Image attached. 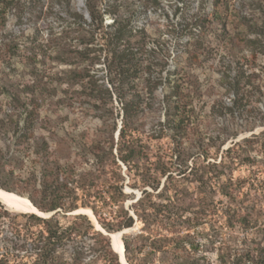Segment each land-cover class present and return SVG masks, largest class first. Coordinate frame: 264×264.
Masks as SVG:
<instances>
[{
  "label": "trees",
  "instance_id": "16d2710c",
  "mask_svg": "<svg viewBox=\"0 0 264 264\" xmlns=\"http://www.w3.org/2000/svg\"><path fill=\"white\" fill-rule=\"evenodd\" d=\"M144 1L146 7L157 3ZM224 1L213 0L212 10L205 12L200 6L190 16L186 24L189 39L183 46L178 45L172 57L177 69L171 74L167 71L163 77L153 75L161 69L163 58L158 56L157 46L151 45L146 30L133 23L136 8H130L129 16L113 18L111 24L103 25L93 0L86 2L89 19L72 11L69 0L63 1L61 6L70 20L68 30L57 36L51 32L48 38L32 46V50L48 52L52 61L70 64L73 61L66 58L71 56L81 63L102 58L108 86L98 83L99 79L89 74L88 69L83 77L81 72V79H88L80 84L88 89L92 108L101 117L112 114L109 110L113 100L119 105L120 126L113 122L110 130L104 128L100 136L85 141L80 157L73 155L71 146L63 140L52 144L37 125L38 103L13 97L0 79V96L9 99L5 104L10 107L4 111L5 104L0 99V141L3 142L0 143V188L26 193L40 211H55L48 217L28 215L32 222L46 225L47 243L66 233L84 234L85 231L72 225L62 228L57 216L59 212L87 207L107 233L130 228L136 219L140 221L138 231L121 235L127 264H264L261 240L264 237L248 232L251 209L257 205L256 199L262 191L258 186H263L264 192V175L259 170L243 178L233 175L238 164L246 161L252 166L255 161L256 157L246 147L248 144L260 142L264 155V132L252 133L222 148L228 135L235 137L239 131L264 125V109L252 106L253 97L257 99L262 93L261 86L255 82L254 75L243 69L227 77L224 83L233 96L231 103L226 105L223 98L214 99L209 115L218 126L216 118L229 111L232 118H241L242 127L240 130L229 127L232 124L226 118L218 127L197 130L194 136L190 125L195 123L196 103L204 102L205 88L190 72L179 68L182 58L190 63L202 62L205 52L201 41L211 21H216L222 30L227 29L225 18L227 11L231 12ZM18 3L20 0H0V28L5 27L9 11ZM256 7L263 13L260 21L244 19L237 13L239 26L251 27L254 37L249 42L254 43L258 36H264V4ZM71 32L79 33L77 44L82 47L71 45L65 49ZM21 43L12 38L3 44L2 50L15 55ZM29 53L32 62L38 61L37 53ZM165 82L168 93L157 95L156 89ZM106 105L110 107L105 108ZM161 106L162 118L158 112ZM164 137L167 143L159 142ZM155 142L159 144L152 150ZM217 153H220L218 159ZM190 157H193L191 164ZM210 157L213 159L209 160ZM126 178L130 187L140 190L139 197L130 205L132 214L123 206L126 198L134 197L124 192ZM192 182L199 190L197 194L188 193V183ZM248 186L249 193L244 191ZM216 194L226 201L220 213L223 218L215 207ZM34 195L41 197L40 202H36ZM208 211L216 214L215 221H221L220 224L207 222ZM70 222H86L92 228L90 218L82 213L75 214ZM205 223L209 225L203 227ZM235 226L244 231L238 239L230 234ZM90 236L95 259L103 264H120L108 235L95 230ZM42 260V264H84L82 257L54 263L45 255Z\"/></svg>",
  "mask_w": 264,
  "mask_h": 264
},
{
  "label": "rangeland",
  "instance_id": "374dc122",
  "mask_svg": "<svg viewBox=\"0 0 264 264\" xmlns=\"http://www.w3.org/2000/svg\"><path fill=\"white\" fill-rule=\"evenodd\" d=\"M23 1L25 5L22 4ZM63 1L20 0V3L11 8L5 27L0 28V79L5 83L13 97L20 98L21 101L38 103L40 114L37 125L51 139L52 144L63 140L71 146L73 155L80 157L83 154L81 146L85 141L100 136L99 133H102L104 128L110 130L113 122L116 123L117 127L120 126V116H117L119 105L113 100V107L109 110L110 112L112 110V114L101 117L100 112L92 108L90 97L87 95L88 89L80 84L81 81L85 82L88 79H81L84 76L83 74L86 73V69H88L89 74L99 79L98 83L108 86L104 76L105 69L102 58L93 63L90 60L81 63L71 56L66 58L71 62L73 61L70 64L52 61V57L48 52L42 53L32 50V46L48 38L51 32L54 33V36H57L62 31L68 30L66 26H69L70 20L65 16L66 9L61 6L64 4ZM226 1L229 12H231L228 13L227 11V17L225 18L227 29L222 30L216 21L210 22L209 29L201 41L205 52L202 62L200 64L190 63L183 58L179 62V68L190 72L205 88L204 102L198 101L196 103L195 123L190 125V133L194 136L197 130L203 132L212 127H218L225 123L226 118L227 121L229 119L227 123L232 124L229 127L236 126L240 130L242 127L241 118H232L229 111L216 118L218 126L213 124V120L209 115L214 99L223 98L226 105H230L233 96L226 89L227 85L224 80L229 76H233L240 69L254 75L255 82L261 86L262 93L257 99L253 97L252 106L257 105L260 109H264V36H258L259 39L255 43L249 42L254 37L251 27L239 26L237 18L238 13L244 19L260 21L263 18V13H259L260 9L256 6L264 4V0H225L224 4ZM69 2L72 11L80 12L86 19H89V16H86L87 0H69ZM130 2L132 0H93V5L103 25L111 24L113 18L129 16L130 8H136L137 12L134 15L133 23L142 26L146 30L151 45L157 46L158 56L163 58L161 69L156 70L153 75L163 77L167 75V71L170 74L173 71L175 72L177 68L172 57L176 48H179L178 45L183 46L186 40L189 39L187 34L189 27H186V24H188L190 16L198 11L200 6L205 12L212 10L213 0H156L157 3L152 2L147 7L144 0ZM194 30L196 29L194 28ZM78 35L77 32L69 34L65 49L71 45L72 47L76 46V48L83 46L77 44ZM12 38H17L22 42L19 52L15 55H9V53L2 50L3 44L9 43ZM32 42L34 43L32 44ZM29 52H31V55L37 53L36 59L38 61L32 62L28 58ZM4 53L7 55H4ZM81 72L82 77H80ZM33 87H35L34 90ZM45 87L48 89L45 90ZM168 91V84L165 82L158 86L156 94L162 96ZM0 99L4 104L5 102L8 103L9 100L5 95H1ZM108 107L110 106L106 105L105 108ZM2 109L9 111L10 107L5 104ZM225 110L226 108L223 109V111ZM158 112L159 117L162 118L163 106L160 107ZM228 131L227 133L230 134ZM260 132H264V125L256 124L252 130L239 131L235 137L228 135L222 148H226L252 133L259 134ZM116 134L117 132L114 133V136ZM106 135L104 134V136ZM159 142L167 143L165 137ZM159 142L154 143L152 150L156 148ZM0 143L3 142L0 141ZM246 147L249 154L256 157L255 161L252 166H249L246 161L238 164L233 172L234 177H247L254 170H259L257 172L264 175V169H262L264 168V155L261 152L263 148L260 142L254 143L252 146L248 144ZM219 156L220 153H217L216 158L218 159ZM192 158L190 157L189 164H191ZM212 159L213 157L209 158V160ZM124 168L122 166L121 172ZM108 169H110L109 164L106 166V170L109 172ZM25 173L26 171L23 172V174ZM163 180L164 177L161 178V182ZM128 182L130 181L126 178L123 185L124 192L133 194L134 197L126 198L123 206L132 214L130 205L139 197L140 190L130 187ZM188 186L190 188L189 194L199 192L195 189L194 182L188 183ZM258 188L262 191L256 199L257 205L251 209L252 219L248 232L264 237V192L263 186H258ZM244 191L249 193V186L244 188ZM19 196L27 198L33 204L26 193H21ZM34 196L36 202H40L41 197L39 195ZM213 198L217 212L220 214L221 208L226 205V201L222 195L218 194L214 195ZM186 200L188 199L186 198ZM34 207L39 210L35 205ZM85 208L87 207L75 209L76 213L74 211L59 212L60 214L57 216L60 221L57 222L59 226L66 228V226L70 227L72 225L80 228L81 232L85 231L84 234L79 236L71 234L69 236L66 233L60 239L47 243L44 239L47 235L44 223L29 220L28 215L31 212L11 210L0 203V264H42V258L45 255L53 259L54 263L59 260L71 262L82 257L84 264H103L102 261H99L100 259H95L96 255L90 248L93 241L90 234L92 231L99 230V227L103 228L93 214L91 218L87 213L80 211V209ZM77 212H81L90 218L92 228L88 227L86 222H70L75 214H79ZM219 216L223 218L222 214ZM206 219L211 224H220L221 222L215 221L216 214L212 211H208ZM208 225V223H205L203 227ZM140 226V221L136 219L129 231H138ZM233 229L230 234L231 236L237 235V239L244 233L239 226H235ZM261 240L264 241L262 238ZM233 244L237 245V242L234 241Z\"/></svg>",
  "mask_w": 264,
  "mask_h": 264
},
{
  "label": "bare ground",
  "instance_id": "6f19581e",
  "mask_svg": "<svg viewBox=\"0 0 264 264\" xmlns=\"http://www.w3.org/2000/svg\"><path fill=\"white\" fill-rule=\"evenodd\" d=\"M0 203L4 206L8 207V209L21 211V212H31L35 214H40L46 216L48 213L41 212L37 210L34 205L25 197L19 196L14 192H8L0 189ZM80 211L87 213L92 218V213L89 209H80ZM96 226L97 223H95ZM99 227V226H98ZM99 229H101L99 227ZM122 230H126L125 228ZM121 231V230H120ZM120 231L110 232L108 233L111 246L115 250L118 256H120V264H127L122 256V242L120 238Z\"/></svg>",
  "mask_w": 264,
  "mask_h": 264
},
{
  "label": "water",
  "instance_id": "95a60500",
  "mask_svg": "<svg viewBox=\"0 0 264 264\" xmlns=\"http://www.w3.org/2000/svg\"><path fill=\"white\" fill-rule=\"evenodd\" d=\"M86 16H88L87 15V12H86ZM55 211H50V212H48V214L46 215V216H44V215H40V214H36V215H38V216H41V217H48V216H50L51 214H53ZM74 213H76V211H74ZM77 213H81V212H77ZM35 214V213H34ZM126 230H121L120 231V238H121V235L123 234V233H125V232H127V231H129V228H125ZM101 232H103L104 234H106V235H109L105 230H103V229H99ZM123 244H122V256H123V258H124V253H123ZM114 250V249H113ZM115 251V250H114ZM119 255V254H118ZM118 260H119V263H120V256H118ZM124 260H125V258H124Z\"/></svg>",
  "mask_w": 264,
  "mask_h": 264
}]
</instances>
